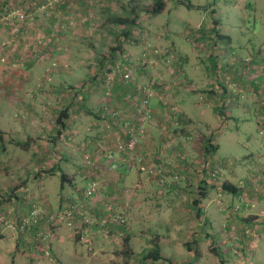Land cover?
<instances>
[{
  "label": "rangeland",
  "instance_id": "374dc122",
  "mask_svg": "<svg viewBox=\"0 0 264 264\" xmlns=\"http://www.w3.org/2000/svg\"><path fill=\"white\" fill-rule=\"evenodd\" d=\"M154 1L58 0L52 7H48L47 0H5L3 2L0 0V15L8 4L21 8L28 17L33 16L36 19L37 14H40L36 21H27L24 25L25 31L21 36L26 38L30 34L31 37L26 40H23L20 35L15 36L10 26H0V44L6 43L7 46L6 52L1 49L0 64L8 66L13 62L15 64L27 62L33 57V50L37 47L50 46V50H55L53 47L55 43L52 40L59 37L60 48L56 50H59V56L65 59L59 58L55 61L54 57L47 56V58H51L52 64L56 63L64 67L63 63L66 62L73 66L71 75H67L70 77V80H67L69 81L67 86L80 87V82L87 79L89 81L93 75L97 79L94 85L96 89L94 86L91 89L93 92L96 90L94 92L96 98L93 100L95 104L91 108L92 104L88 101V108L86 106L85 108L93 116L99 114L100 127H102L99 133L103 135L99 142L104 143V148L101 150L97 148V151L102 152L100 154L102 158L107 152H115L118 142L126 140L119 125L112 119L110 120L101 110V107L106 104L122 110L120 106L117 107L107 100L111 97L113 84L116 82L124 81L121 84L131 87L154 82L155 92H158L163 83H167L171 90L175 88L187 94L192 99L191 105L196 107L192 118L185 116L183 117L184 123L177 121L178 125L170 121L168 116L155 115L142 142L139 143L141 146L143 141H146L151 149H146V152L137 156L136 147L131 154L116 153L115 158L116 163H135L132 168L139 174L144 173L148 181H152L153 186L162 193L165 190L170 196L171 191H175L176 187L184 188L185 191L181 198L176 200L175 196L166 198L164 195L159 202L151 201L149 205L152 207L147 209L145 220L140 222L135 219L133 230L131 228L132 234L127 232L128 226H126L120 235L114 233L115 237L106 240L107 249L112 254L110 258H106V253H102L106 247L102 242H100V249L86 246L84 251L88 256L93 252L96 254L100 252V264H168L162 260L153 261L144 258L153 251L154 237L158 235L161 254L174 264H225L228 258L245 260V264H262L259 263V259L264 257L262 247L257 251V247L251 248V245L261 239L264 229L255 225L253 229L243 231L240 235L237 231L235 233V228H238L237 223L245 219L244 217H255L253 211L257 212L259 219H264V202L258 206L250 201H243L241 204L239 198L234 199L229 194L221 193L219 188L224 181L244 188L248 187L245 183L249 182L254 186L253 191H259L258 188L264 191V160L260 155L262 143L258 134V125L253 116L244 117L243 120L240 118V113H244L245 103H251L253 106L259 101H264V96L256 97L257 92L252 86L256 85L255 81L264 83L263 67L262 69L260 65L256 67V59L259 56L256 53L257 50L264 53V0H185L191 4V8L179 5L176 0H165L167 9L169 8L170 11L167 13L166 10L157 16L146 12L152 7ZM42 6H45V9H41ZM35 12L36 14H33ZM49 15L56 16L53 18L55 22H50ZM145 17L147 20H144ZM155 18L158 20L154 21ZM40 19H44L41 20L43 24H40V27L45 29L43 30L45 38L38 40L31 31L38 26ZM119 20L128 21V23L134 21L135 25L128 27L129 24H120L117 22ZM214 20H217L216 25H214ZM188 23L192 26L197 24L199 26L189 31L186 29ZM19 24L18 28L23 26ZM47 25L48 29L45 28ZM216 29L222 39H214L216 33L213 31ZM167 30H171L174 35L170 38L166 36ZM144 31L152 33L150 40L153 38L157 40L156 37L158 40L149 42L144 39V43L139 44L138 39L141 38L142 33H145ZM157 33H160V36ZM181 35L185 38V42L181 41ZM226 35L231 39L230 43H226L228 39ZM17 42L21 49L17 50L15 56L12 57L7 50ZM180 44L182 46L180 48L184 47L186 52H179L177 56L176 45ZM139 45H142L140 49ZM155 50L157 54L147 56L151 62L145 60L142 64V54ZM66 53L70 56H65ZM210 55H216L218 59L217 72L213 71ZM182 58L186 60L185 69L180 64ZM113 59H116V62L122 60L128 65L122 63L123 73H115L113 81L108 84L105 79L111 69ZM59 61L63 63L60 64ZM85 70L87 71L84 72ZM75 75H77L76 78ZM50 77L52 79L53 76L45 71L42 79L47 83L44 84L52 82ZM241 79H246L252 84L247 86V91L243 90V84L239 85L236 82ZM214 82L220 87L215 86ZM229 85H233L236 92H233ZM222 87H226L225 93L222 92ZM211 89L216 92L213 96L209 95ZM226 93L230 97H227ZM124 97L123 94L119 95L124 103H128L129 101L124 100ZM171 103L170 100L163 101L159 106L174 108L180 112L176 104ZM219 106L220 108L222 106L221 111L217 109ZM198 109L201 113L197 111ZM2 112L0 104V114ZM80 112L87 113L85 109ZM133 116L132 119H135V112ZM134 125H139L137 120L134 121ZM94 127L97 126L94 125ZM80 139L78 137L76 147H80ZM208 140L217 149L206 154L203 144ZM95 144L96 142L92 141V149ZM77 151L74 161L79 167L78 170L82 172L81 174L86 176L89 174L87 171L96 167L97 163L93 161V167L81 168L80 159L87 154L91 155L92 150L82 152L79 149ZM15 153L9 152L8 157L12 160L11 156ZM53 153H58L55 159L65 154L64 150H53ZM4 157L5 155L0 154L1 161ZM177 164L180 166L177 167ZM49 165H54V163ZM107 168V166L102 168L100 165L102 174H100L99 192L102 194L106 189L108 191V183L111 179H118L121 176L116 170L117 167L114 170ZM10 169H5V173L13 172ZM151 171L155 173L151 174ZM46 172L51 171L46 170ZM212 173H217L216 180L211 178ZM176 175L179 176V183L173 181ZM55 184L53 194L59 190V180L57 183L55 181ZM201 186H205L206 198L199 200L196 205L194 201L199 198ZM125 187L130 186L125 185ZM106 194L104 193L103 197L104 195L107 197ZM78 201L81 202V200ZM89 201L93 202L92 199ZM83 204L85 207L88 206ZM104 204L103 210L107 214L105 219L109 223L110 215L121 210L116 209L115 204L109 199ZM42 206L47 207V205ZM176 209L178 212L175 211ZM198 209L200 217L197 216ZM14 217L18 219L22 216ZM91 217L93 225L90 231L97 233L103 226H100L101 222L93 215ZM180 219L181 222L177 225L176 221ZM101 220L104 221V219ZM225 228L228 229L227 236L223 232ZM100 232L104 234L105 231ZM111 235L108 233L107 236ZM258 235H260L259 238H257ZM3 237L5 238V234L0 229V246L5 242L2 240ZM103 237L100 233V238ZM125 238L127 249L123 248ZM132 238L134 241L130 245ZM187 244L191 245L192 250L187 248ZM211 245L222 251L223 262H220V259L210 251ZM38 247L39 251L46 252L45 256L54 258V255L51 256L48 250L44 249L47 246ZM2 248L0 264H15L17 260L14 259L16 254L12 255L13 243L8 242L6 247ZM89 250H91L90 253ZM233 250H236L238 254H235ZM28 251L25 248L26 256L29 255Z\"/></svg>",
  "mask_w": 264,
  "mask_h": 264
},
{
  "label": "crops",
  "instance_id": "0c3cea01",
  "mask_svg": "<svg viewBox=\"0 0 264 264\" xmlns=\"http://www.w3.org/2000/svg\"><path fill=\"white\" fill-rule=\"evenodd\" d=\"M167 7L168 6L165 4L163 12L167 10V13H169L170 9H167ZM76 10L78 11V9ZM38 16H40V14H37V17ZM49 16L50 22H55L53 18L56 16ZM145 19L147 20L146 17L144 20ZM41 20L44 19H40L37 24L38 26H35V28H33L34 31H31L33 32L32 35L38 40L45 38L43 35L45 32H43V30L45 29L40 27V24H43ZM156 20L158 19L155 18L154 21ZM198 26V24L196 26H192L188 23L186 29L190 31L191 28L196 29ZM47 27L48 25L45 28L48 29ZM144 32L145 33L140 35L141 38L138 39V42H140L139 44L142 42L144 43V39L149 42H156L158 40V37H156L157 40L155 38L150 40L149 37L152 36V33L147 31ZM28 33L29 32L27 31V34ZM157 34L160 36V33ZM165 34L166 36H169V38L174 35L171 30H167ZM75 35H77V33ZM226 36L228 38L226 43H230L231 39L228 35ZM20 37L23 40L31 38L30 34L29 36L27 35L26 38L21 35ZM180 39L182 42H185V38L182 35L180 36ZM52 41L55 43V45H53L55 50H50V46L47 48L37 47L38 49L35 48V50H33V57L27 62L25 61L20 64H15L13 62L8 66H2L0 64V104L3 110L0 114V136L2 139V142L0 143V154L2 156L5 155L4 159L2 161L0 160V213L2 211H13V216L17 215V217H20L28 212V202L47 205L48 208L46 206L45 207L48 210L56 211L70 201L81 200V202L88 205L87 208L89 209V213L101 222L102 225L100 226H103L101 230L105 232L103 234V232H100L101 230H99L97 234L93 230L90 231L91 228L86 226L80 229L60 226L56 229L52 240H50L48 244L40 245L36 240V234L38 231H41L39 228L32 229L31 231L22 234L16 231L14 227H5L0 225L1 231L5 234V238L3 237L2 239L5 242L1 246L6 247L8 242L13 243L12 255L16 254L14 259L17 260L15 264H100V252L97 254L93 252V254L88 256L87 252L84 251L86 250L84 248L86 246H93L92 248L100 249V242H102V244L105 243L106 247H104L102 253H106V258H110L112 254L107 249L106 240L111 237H115L114 233H117L118 235L120 232H123V227L116 224H109L107 223L108 220L105 219L107 214L103 210V205L105 206L104 203H106L108 199L115 204L116 209L121 210L119 212H122L126 216L128 223L126 230L128 233L132 234L131 228L133 230L135 219H138L140 222L145 220L147 209L152 207V205H149L151 201L156 200V202H159L164 195L166 198L175 196L177 200L181 198L185 190L184 188L178 189V187H176L175 191H171L169 196L165 190L163 193L162 191H158V189L153 186L152 181H148L149 179L144 175V173H137L134 168H132L135 163L120 164L114 161L117 167L116 170H118V173L121 176L118 179H111L108 183V191L106 189L104 192L107 193V197H105V195L103 197L104 193L102 194L100 192H98L96 197H85L83 195L82 189L89 181H96L100 186V174H102L100 171V165L102 168L107 166V169H109L111 164V162L107 163L105 161V154H103L102 158L100 157L102 152L100 151L99 153L97 151V148L100 150L104 148V143L102 141L101 143L99 142L100 137L103 136L99 133L102 129V127H100L99 114L93 116L85 108V106L87 107L88 101L89 104H92L90 105L91 108L95 104L93 103V100L96 98L94 94L96 90L93 92L91 89L96 84L97 79L90 78L89 81L87 79L84 82H80V87H75V91L80 90L81 94L72 92L74 87L67 86L69 84V81L67 80H70V77H67V75H71L70 73L72 72L73 66L60 61L59 63H63L64 67L63 65H56V63L52 64V60H50L51 58H47V56L54 57L55 61H57L56 59L64 58L63 56H59L60 51L56 50V48H60L59 37L58 39L54 38ZM18 45V42L16 45L15 43L12 44L11 48L9 47L10 49L7 50V53H9L12 57L15 56L17 53L16 51L21 49ZM141 47L142 45H139V49ZM180 47H182L181 44L176 45L177 56L179 52H186L184 47L183 49ZM64 49L66 50L67 48L65 47ZM4 52H6V50ZM241 52L244 51L241 50ZM262 52L263 51L260 50H257L256 52L259 55L256 59V67H259L260 65V69L263 67L264 70V53ZM65 56L68 57L70 54L66 53ZM216 61H218V59H216ZM185 63L186 60L182 58L180 60V64L184 69L186 68ZM45 71L49 72L50 75L53 76L52 79L50 77L52 80V82H49L50 84H44L47 82H44L42 79V76H45ZM86 71L87 70L84 72ZM76 77L77 75H75V78ZM81 77L83 76L81 75ZM255 83L256 85H252L246 79H242L241 84H243L242 88L244 91H247V86L250 85L254 87L263 85L262 88L264 87L263 81L261 83H257L255 81ZM134 90V87H127L120 82H116L111 91V97L109 99L107 98L111 104L116 105L117 107L120 106L123 110V114L131 120H133L132 118L134 117L133 114L135 112L133 107L134 104L132 102L129 104L124 103L121 98H119V95L125 93H133L134 95L136 94L134 93ZM156 97L157 98L154 101L156 114L159 112V104L168 100H170L173 104H176L178 110L180 111L179 113L184 118L185 116L186 118H192V113L196 111V107L191 105L192 99L187 94L182 91H178L175 88L174 90H171L167 83H163L159 87ZM77 99H81L82 101L77 102ZM255 104L252 106L251 103H245L244 113H240V118L243 120L244 117L248 118L247 116H253L257 122V128L259 130L258 134L261 137L262 143L260 155L262 156L261 159L264 160V108ZM67 107H70L67 113L68 118L65 121L64 127L61 128L56 124L57 114L60 110ZM84 108L86 109V114L79 111ZM197 111L201 113L199 109ZM94 125L97 127L93 128ZM78 137L81 138L80 147H76L75 144ZM92 141L96 142L94 149H92L93 147L91 146ZM142 144L143 145L141 146L140 144L137 146V151L135 153L137 156L138 154L140 155L143 152H146V149H151V146L147 145L146 141H143ZM60 149L64 150L65 154L63 156H57V159H55V156L58 153H53V150L61 151ZM79 149H81L82 152L88 151V149L92 150L91 155H89L97 164L96 167L92 168V170L87 171L90 176L89 174L86 176L82 175V172L78 170L79 167H77L74 161L75 154L78 153L77 150ZM9 152H16L11 156L13 157L12 160L8 157ZM100 161L103 162L101 163ZM104 161L106 162V165ZM12 162L14 163L11 167ZM80 162L81 168L85 169L86 166L84 164L83 157L80 159ZM50 163H54V165H49ZM176 166L178 167L180 165L177 164ZM8 168H11L10 170L13 172L6 174L5 169ZM53 169L54 172H46V170L52 171ZM60 172L67 176V180L63 185L60 183ZM57 180H59V190L57 193L55 192V197L53 189L56 186L55 181L57 183ZM125 185H129L130 187L126 188ZM245 185L248 187L244 188L242 186L235 185L240 188V190L236 196H232L234 199L239 198L241 204L243 201H250L256 206L264 202V191H260L259 188V191H253L255 190L254 186L249 184V182L245 183ZM155 189L157 191H155ZM90 199H92L93 202H90ZM175 211L178 212V209ZM253 212V216L255 217H244L245 219L239 221L242 227H238L237 229L235 228V233L237 231V233L241 235L243 227L244 230L248 231L247 229H250L253 224L264 229V219H259L257 212ZM101 219H104V221ZM13 220H16L15 217H13ZM180 222L181 219L180 221L177 220L176 224L178 225ZM76 223L78 224L77 221ZM100 233L104 236L103 238H100ZM108 233L112 235L108 237ZM263 235L261 236V239L257 240L256 244L251 245V248L257 247L258 251L262 247L264 251ZM259 237L260 235L257 236V238ZM133 241L134 240L132 238L130 245L133 244ZM249 243L251 244L252 242ZM1 246L0 251L3 250ZM38 246H47L44 247V249H47L51 256L54 255V258L45 256L46 252L43 250L42 252L39 251ZM25 248L29 250V255L27 256ZM91 250H89V253ZM237 259L238 258H228L226 259L225 264L246 263L245 260L240 261ZM259 263L264 264V257L263 259H259Z\"/></svg>",
  "mask_w": 264,
  "mask_h": 264
},
{
  "label": "built area",
  "instance_id": "2783aa9c",
  "mask_svg": "<svg viewBox=\"0 0 264 264\" xmlns=\"http://www.w3.org/2000/svg\"><path fill=\"white\" fill-rule=\"evenodd\" d=\"M3 1L5 0H1V2ZM56 2H58V0H47L46 5L48 7H52ZM41 9H45V6H42ZM33 14H36V12ZM27 21L29 22L35 21V17L33 16L28 17V15H26L21 8L15 7L11 4L6 5L4 12L0 15V26L2 27L10 26L12 28V33L15 36L23 34V31H25L23 26L26 24ZM18 24L20 26L21 25L23 26L18 28ZM0 49L3 50L7 49L6 43H1ZM151 54H157V51L155 50L151 53H143L142 64L145 63V60H148L147 56H150ZM150 62L151 61H149V63ZM111 69L112 71L108 73V75H106V79H105L106 83L108 84L112 82L115 73H122L121 62L119 61L115 62L114 65H112ZM126 76H128V73H126ZM140 86H141L140 89L141 94H140L139 113H141V116L139 118L140 121L139 125L136 126L127 120L120 121L119 111L112 109L109 110L107 108H104L107 113L105 111L104 112L106 114H109L111 119L114 121V123L119 125L122 133L126 137V140L124 142H118L116 144L115 152H107L105 154L104 157L105 161L107 163L111 162L109 166V170H114L116 168V164L114 162L116 160L115 159L116 153L125 152L131 154L134 152L136 146L142 141V138L145 136L147 128L151 124L152 114H151L150 100L155 96L154 82H150ZM229 86L230 88H232L233 92H236L235 89H233L234 87H232L233 85H229ZM84 164L86 167L94 166L93 160L90 155L87 154L84 156ZM150 173L154 174L155 171H151ZM210 176L212 179L216 180L217 173H212ZM178 180H179V176L176 175L173 178V181H178ZM177 183H179V181ZM82 191L85 197L95 196L99 192V185L96 181H89L87 185L82 189ZM28 204H29L28 212L16 220H13L14 217L13 211H2L0 213V225L5 227H14L16 231L22 234L27 233L32 229L39 228V230L41 231H38V233L36 234V240L43 245L48 244L50 242V240L54 236L56 229L60 226L80 229L83 228L84 226L91 228V226L93 225V219L91 217L92 214L89 213L88 209L80 201L73 202V204L68 205L66 208L56 211H50L46 207H43L42 205L35 202H28ZM74 217L79 218V220L77 221L78 224L76 223V221H74L73 219ZM109 223L114 225L115 224L120 225L123 228H125L128 224L126 216L123 213L117 211L113 212L110 215ZM233 252L235 254L237 253L236 250H233Z\"/></svg>",
  "mask_w": 264,
  "mask_h": 264
},
{
  "label": "trees",
  "instance_id": "16d2710c",
  "mask_svg": "<svg viewBox=\"0 0 264 264\" xmlns=\"http://www.w3.org/2000/svg\"><path fill=\"white\" fill-rule=\"evenodd\" d=\"M177 2H178V4L179 5H184V6H187L188 8H191V4L188 2V1H185V0H176ZM164 8H165V0H155L154 1V4L152 5V7L150 8V9H148L146 12L148 13V14H152V15H157V14H160V13H162L163 12V10H164ZM118 23H120V24H129L128 25V27H130V26H133V25H135L134 24V21H131L130 23H128V21H121V20H119V21H117ZM217 24V20H214V25H216ZM217 30V29H216ZM214 30L213 32H215L216 34H215V36H214V39L215 38H219V39H222V37H221V35H220V33H219V31L217 30ZM125 34H127V33H125ZM215 41V40H214ZM214 44H216V41L214 42ZM6 50V49H5ZM5 50H3V52L5 51ZM210 60H211V62H212V65H213V68H214V70L213 71H215V72H217V68H216V65H217V63H218V61H216V57L215 56H213V55H210ZM119 61V60H118ZM116 62V59L114 60H112V64H111V67L110 68H112V65H114V63ZM121 62V64L122 63H125L124 61H120ZM129 63V62H128ZM125 65H128V64H126L125 63ZM121 69H122V67H121ZM112 71V69H109V71H108V73H110ZM264 71V70H263ZM108 73L106 74V75H108ZM122 73H123V69H122ZM115 76V75H114ZM114 76H113V79H114ZM234 78V77H233ZM90 79V78H89ZM91 79H96L95 77H94V75H93V77H91ZM113 79H112V81H113ZM235 79V78H234ZM124 81H120V83H123ZM236 82H238V84L240 85L241 83H242V79L241 80H237ZM91 83V82H90ZM215 83V82H214ZM114 85L115 84H113V87H114ZM215 86H218V87H220V85L218 84V83H215ZM128 87V86H127ZM259 87V88H258ZM223 88V90H222V92H226L227 91V89H226V87H222ZM75 87L72 89V92H75L76 94H81V91L79 90V91H75ZM78 89V88H77ZM113 89V88H112ZM134 93H136V94H134L133 95V93L132 94H128V93H125V94H123V95H125V97H124V100H126L127 99V101H129L127 104H129L130 102H132L133 104H134V110H135V114H136V116H135V119H133V120H131L130 118H127L124 114H123V111L122 110H120V109H118V108H116V107H110L109 105H105V106H103V107H101V110H102V112H104L105 111V109L104 108H107V109H109V110H116V111H119V113H120V121L121 120H124V121H130L132 124H134V121L135 120H137V122L138 123H140V121H139V118H140V116H141V113H139V106H140V89H141V86L140 85H137L136 87H134ZM213 90H215L214 88H212ZM211 89V90H212ZM254 89H255V91L257 92V94H256V97H262V96H264V89L261 87V85H259V86H257V87H254ZM211 91L210 93H209V95L211 94V96H213V94H215L216 92L215 91ZM240 90V89H239ZM156 93L157 92H155V96L150 100V107H151V114H152V120H154V118L156 117V116H161V114H163L162 116L163 117H167L168 116V118H169V120L170 121H174V123H176L177 125H178V122L180 121L181 123H184V121H183V117H182V115L176 110V109H174V108H167V107H163V109H161L162 107H159V109H158V114H156V112H155V106H154V101L156 100ZM237 94H239V91H237ZM137 96V97H136ZM226 96L227 97H230V95L229 94H227L226 93ZM131 97H134V98H131ZM136 97V98H135ZM76 98V97H75ZM139 100V101H138ZM82 100L80 99H77V102H81ZM258 105H259V107H262V108H264V101H262V102H260L259 101V103H257ZM73 106V105H72ZM70 108V107H69ZM69 108L67 107V108H65V109H63V110H61L57 115V118H56V124L58 125V126H60L61 128H63L64 127V125H65V121L67 120V118H68V111H69ZM83 108V107H82ZM81 108V109H82ZM221 108H222V106H221ZM221 108H220V106H219V108L217 107V109H219L218 111H221ZM85 109V108H84ZM165 109V110H164ZM217 109H215V110H217ZM86 110V109H85ZM164 110V111H163ZM79 111H81V110H79ZM106 112V111H105ZM107 113V112H106ZM156 115V116H155ZM110 120H111V117H110V115L109 114H107L106 115ZM119 121V122H120ZM178 121V122H177ZM2 142V139H1V136H0V143ZM138 146V145H137ZM136 146V147H137ZM136 149V148H135ZM217 149V147H215V146H213V145H211V143H210V140H208L206 143H204L203 144V150H204V152L206 153V154H209V153H211V152H213V151H215ZM125 153V152H124ZM51 172H54V169L51 171ZM67 178V176L65 175V174H63L62 172H60V183H61V185H63L64 183H65V181L67 180L66 179ZM174 182H178V181H174ZM204 183V182H203ZM205 186H201V188L199 189V198L196 200V201H194V203L197 205L198 204V202H199V200H202V199H205L206 198V193H205ZM219 190H220V192L222 193H226V194H229V195H231V196H236L238 193H239V190H240V188H238L237 186H235L234 184H231V183H229V182H227V181H224L222 184H221V187L219 188ZM71 204H73V201H70V202H68L65 206H63L62 208H59V209H57V210H62V209H64V208H66L68 205H71ZM87 208V207H86ZM88 209V208H87ZM88 211H89V209H88ZM119 212V211H118ZM198 214H197V216H199L200 217V211H199V209H198ZM120 213H122V212H120ZM74 219V221H78L79 220V218H77V217H74L73 218ZM235 219V218H234ZM120 226V225H119ZM237 226L239 227V228H241L242 227V225L238 222L237 223ZM255 227V224H253L252 226H251V228L249 229V230H251V229H253ZM249 228V227H248ZM248 230V229H247ZM227 231H228V229L226 230V228L223 230V232H224V234H225V236H227ZM243 231H246V230H244V227H243V229H242V233H243ZM242 233H241V235H242ZM158 242H159V236L157 235V236H155L154 237V241H153V246H154V248H153V251L152 252H149L147 255H145L144 256V258L145 259H150V260H153V261H160V260H162L163 262H167L168 264H174L170 259H168V258H166V257H164L162 254H161V252H160V249H159V244H158ZM40 244V243H39ZM41 245V244H40ZM187 246V248L188 249H190V250H192L191 249V245L190 244H187L186 245ZM123 248L125 249H127V239L125 238L124 239V243H123ZM210 248V251L216 256V257H218L219 259H220V262H223V259H222V251H220L219 250V248L218 247H214V246H210L209 247ZM125 253H127V251H124Z\"/></svg>",
  "mask_w": 264,
  "mask_h": 264
}]
</instances>
